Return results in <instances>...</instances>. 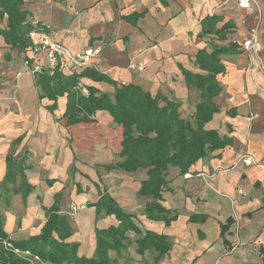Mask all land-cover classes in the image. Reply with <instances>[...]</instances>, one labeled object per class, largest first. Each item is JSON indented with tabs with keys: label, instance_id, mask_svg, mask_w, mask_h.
<instances>
[{
	"label": "crops",
	"instance_id": "1",
	"mask_svg": "<svg viewBox=\"0 0 264 264\" xmlns=\"http://www.w3.org/2000/svg\"><path fill=\"white\" fill-rule=\"evenodd\" d=\"M24 1L29 20L72 51L102 47L89 66L102 79L81 76L87 87L112 96L116 85L135 84L152 96L179 99L184 118H192L200 90L187 85L183 70L206 74L197 53L231 48L220 56L224 71L216 76L218 112L205 124L228 143L196 161L187 171L190 178L170 166L161 191L165 212L150 218L144 209L151 197L139 194L147 169L112 166L122 160V125L107 110H97L90 121L68 124L67 96L59 97L51 111L54 100L39 99L34 74L25 73L19 80L18 109L4 101L0 108V211L8 239L39 235L47 209L61 195L60 232L69 234L66 242L77 244L79 256L92 257L97 230L119 223L114 214L97 211L96 203L107 193L137 226L128 231L123 250H109L112 264H264V166L239 161L251 154L264 162V72L242 48L255 32L264 59V0H251V8L241 7L239 0ZM0 21V28L6 27L7 17ZM4 47L11 48L0 36V51ZM11 144L34 145L31 158L38 162L25 169L34 188L26 201L12 184L8 192L2 186ZM71 164L75 171L64 185L60 176L68 177ZM201 172L206 176H197ZM147 232L163 236L169 250L140 252L137 238Z\"/></svg>",
	"mask_w": 264,
	"mask_h": 264
},
{
	"label": "trees",
	"instance_id": "2",
	"mask_svg": "<svg viewBox=\"0 0 264 264\" xmlns=\"http://www.w3.org/2000/svg\"><path fill=\"white\" fill-rule=\"evenodd\" d=\"M24 5V0H0V19L7 17V25L0 28V36L11 49L28 54L32 47L29 32L33 29H44L38 22L34 25V20H29V13ZM213 19L211 16L205 20L210 22ZM229 50L231 48L215 47L212 52L202 49L197 53V63L206 74L183 70L187 85L200 90V100L192 118L182 116L179 99H169L161 94L152 96L135 84L116 85L112 96L101 94L90 86L89 94L83 95L78 89L81 76L102 79L97 76L94 67H87L81 74L73 76L64 75L56 69H45L34 73L35 86L39 89V99L54 100L51 111L57 107L59 97L67 96L64 115L68 124L90 121L97 110H107L114 122L122 125V149L119 153L122 160L112 166L125 171L147 169L148 177L142 181L139 194L151 197L144 212L150 218H157L165 212L161 204V191L167 182L168 168L178 166L182 172H187L207 152L220 149L228 143L227 138L222 137L217 130L206 129L205 124L218 112L214 98L220 93L221 85L216 76L224 71L220 56ZM6 164L7 171L2 186L8 192L10 189L7 185L12 184V191L21 194L23 201H26L33 186L27 181L25 166L10 153L7 155ZM60 197L61 195H57L55 203L47 209V221L41 233L27 240H9L12 245L28 249L52 264H112L109 250H123L127 245L128 231L137 230L132 216L125 213L109 194H103L96 203L97 211L114 214L119 223L106 229H98L94 256L82 257L77 253V244L65 241L69 234L60 232ZM0 236L8 239L1 211ZM137 245L140 252L154 248L159 255L170 248V243L163 236L152 232L138 237ZM0 264L31 263L5 249L0 243Z\"/></svg>",
	"mask_w": 264,
	"mask_h": 264
},
{
	"label": "built area",
	"instance_id": "3",
	"mask_svg": "<svg viewBox=\"0 0 264 264\" xmlns=\"http://www.w3.org/2000/svg\"><path fill=\"white\" fill-rule=\"evenodd\" d=\"M239 5L243 8H251V0H239ZM37 24V21H32ZM70 32V31H68ZM31 42V54L25 57L23 66L25 69L31 71L33 74L41 72L45 69L54 71L55 69L67 76L81 74V72L93 64V59L101 53L102 47H91L83 52H74L66 44L53 39L51 33L33 29L29 32ZM242 48L248 54L255 56L258 63V68L264 72V59L260 57L262 49L261 42L258 36L254 33L242 43ZM44 58V59H43ZM134 67L135 65H131ZM78 89L80 92L87 96L89 88L79 80ZM239 161L246 166L256 165L264 166V162H260L251 154H244L240 157ZM187 178L193 176L192 173L187 172L184 175ZM197 176H206V173L201 172ZM242 193V191H239ZM75 209V206H72ZM0 243L2 246L11 250L15 254L26 258L31 264H50L47 260H42L38 255L33 254L28 249H20L12 245L9 239L0 236Z\"/></svg>",
	"mask_w": 264,
	"mask_h": 264
},
{
	"label": "rangeland",
	"instance_id": "4",
	"mask_svg": "<svg viewBox=\"0 0 264 264\" xmlns=\"http://www.w3.org/2000/svg\"><path fill=\"white\" fill-rule=\"evenodd\" d=\"M2 23L3 22L0 21V24ZM8 49H10L9 52ZM25 57L27 56L23 52L18 53L17 50L11 48L4 47V49L0 51V108L2 101H4L9 102L8 108L11 110L18 109V102L20 100L18 92L19 80L25 75V73H32L23 66ZM3 89L5 93L2 92ZM16 141H18V139L15 140V144L17 143ZM15 144H11L9 153L12 152L13 154H11L14 155L15 159L23 163L25 169L28 167V165L34 166L37 164L38 161H36L34 158H31V155L34 151V145L21 144L20 146V144ZM74 169V164H71L67 170L68 177L66 178V176L63 175L60 176V180L63 179L61 182H63L64 185H69L71 183V175L74 173ZM66 173H64V175ZM59 224L60 226H63V220L60 221Z\"/></svg>",
	"mask_w": 264,
	"mask_h": 264
}]
</instances>
